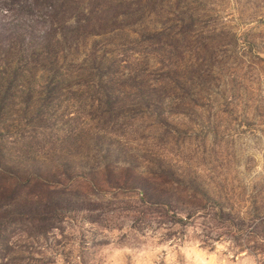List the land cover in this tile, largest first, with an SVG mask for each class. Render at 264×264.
Segmentation results:
<instances>
[{"label":"rangeland","instance_id":"374dc122","mask_svg":"<svg viewBox=\"0 0 264 264\" xmlns=\"http://www.w3.org/2000/svg\"><path fill=\"white\" fill-rule=\"evenodd\" d=\"M0 264H264V0H0Z\"/></svg>","mask_w":264,"mask_h":264}]
</instances>
